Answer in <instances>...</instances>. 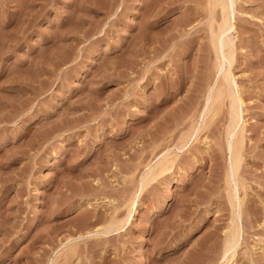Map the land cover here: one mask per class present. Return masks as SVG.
Returning <instances> with one entry per match:
<instances>
[{
	"label": "rangeland",
	"instance_id": "rangeland-1",
	"mask_svg": "<svg viewBox=\"0 0 264 264\" xmlns=\"http://www.w3.org/2000/svg\"><path fill=\"white\" fill-rule=\"evenodd\" d=\"M217 2L0 0V264H264V0Z\"/></svg>",
	"mask_w": 264,
	"mask_h": 264
},
{
	"label": "bare ground",
	"instance_id": "bare-ground-1",
	"mask_svg": "<svg viewBox=\"0 0 264 264\" xmlns=\"http://www.w3.org/2000/svg\"><path fill=\"white\" fill-rule=\"evenodd\" d=\"M218 0H216V1H214L213 0V4L212 5H217V4H219L218 2H217ZM220 1V0H219ZM222 1V0H221ZM221 3V2H220ZM220 5H222V3L220 4ZM228 6V5H227ZM216 7V6H215ZM228 10H230L229 9V6L228 7H224V6H222V13H224L223 14V22L221 23V25H220V27H219V33L216 35V38H217V46H218V52H219V55L220 56H222V57H225V55H226V53H229L228 51H226V48H227V44H228V42L227 41H225V40H223V39H221L222 38V34L224 33V31H227V29L229 28V21H228V17H227V13H228ZM231 11V10H230ZM221 14V13H220ZM222 16V15H221ZM218 27V26H217ZM229 30H230V28H229ZM214 34V33H213ZM216 45V44H215ZM216 48V47H215ZM221 57V58H222ZM221 60V59H220ZM225 62V61H224ZM223 64V63H222ZM218 71V70H217ZM225 79L227 80V81H229V79H228V76L226 75V77H225ZM233 97V96H232ZM236 100V99H235ZM233 107V106H232ZM239 109V108H238ZM235 118H236V116H235ZM240 119V118H239ZM232 121V120H231ZM234 122V121H233ZM236 122V121H235ZM233 124V126L234 127H236L237 125V123L236 124H234V123H232ZM231 125V124H230ZM230 127H232V126H230ZM232 129V128H231ZM230 129V130H231ZM233 129H235V128H233ZM231 131H233V130H231ZM236 132V131H235ZM231 133V132H230ZM230 135V134H229ZM230 146V145H229ZM231 147V146H230ZM235 158V159H234ZM237 159H238V156L236 155H234V157H233V160H235L234 162H236L237 161ZM237 163V162H236ZM236 192V191H235ZM236 194V193H235ZM234 194V195H235ZM136 210V209H135ZM131 214V213H130ZM101 232V231H100ZM234 240V239H233ZM233 243H234V241H232ZM231 242V243H232ZM231 243H230V246H231ZM230 248V247H229ZM229 250V249H228ZM224 253H226V252H224ZM222 264H225L224 262L222 263Z\"/></svg>",
	"mask_w": 264,
	"mask_h": 264
}]
</instances>
